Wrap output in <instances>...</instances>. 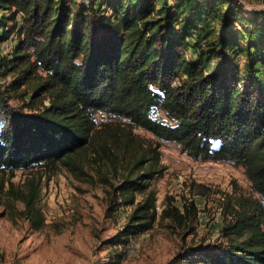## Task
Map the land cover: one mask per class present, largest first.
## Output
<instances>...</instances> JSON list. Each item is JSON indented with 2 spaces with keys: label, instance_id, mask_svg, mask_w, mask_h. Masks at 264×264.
Wrapping results in <instances>:
<instances>
[{
  "label": "trees",
  "instance_id": "obj_1",
  "mask_svg": "<svg viewBox=\"0 0 264 264\" xmlns=\"http://www.w3.org/2000/svg\"><path fill=\"white\" fill-rule=\"evenodd\" d=\"M12 33L0 55V173L61 164L81 180L94 164L118 204L132 205L98 264H120L157 218L150 180L165 167L137 126L194 159L242 166L258 195L236 199L221 240L188 245L169 264H264V10L237 0H0V42ZM98 113L123 123H98ZM29 183L4 191L0 179V193L22 200L38 228Z\"/></svg>",
  "mask_w": 264,
  "mask_h": 264
},
{
  "label": "rangeland",
  "instance_id": "obj_2",
  "mask_svg": "<svg viewBox=\"0 0 264 264\" xmlns=\"http://www.w3.org/2000/svg\"><path fill=\"white\" fill-rule=\"evenodd\" d=\"M237 1L244 10H264V0ZM15 43L12 33L0 42V55ZM11 102L18 105L14 99ZM96 117L101 124L123 123L103 113ZM132 131L157 146L165 168L150 180L157 218L150 229L131 238L120 264H169L188 245L217 242L223 238L220 229L230 219L236 199L240 195L257 198L242 166L194 159L177 142L160 140L138 126ZM94 166L87 168L91 175L81 180L61 164L0 173L4 191L8 181L25 190L30 181L36 183L34 203L43 218L36 228L26 218L22 200L0 193V264H98L107 259L111 248L105 240L122 227L132 205L118 204L120 199L111 194L110 185ZM109 178L117 181L113 175ZM173 206L181 213L189 208V214L181 221L162 217V210Z\"/></svg>",
  "mask_w": 264,
  "mask_h": 264
},
{
  "label": "built area",
  "instance_id": "obj_3",
  "mask_svg": "<svg viewBox=\"0 0 264 264\" xmlns=\"http://www.w3.org/2000/svg\"><path fill=\"white\" fill-rule=\"evenodd\" d=\"M158 209V205L156 204V210Z\"/></svg>",
  "mask_w": 264,
  "mask_h": 264
}]
</instances>
